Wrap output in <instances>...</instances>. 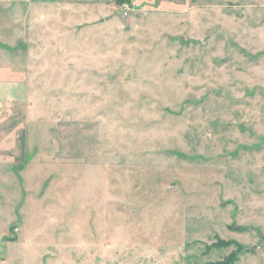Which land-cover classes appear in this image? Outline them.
Segmentation results:
<instances>
[{
	"label": "rangeland",
	"instance_id": "1",
	"mask_svg": "<svg viewBox=\"0 0 264 264\" xmlns=\"http://www.w3.org/2000/svg\"><path fill=\"white\" fill-rule=\"evenodd\" d=\"M134 1L0 0V264H264V0Z\"/></svg>",
	"mask_w": 264,
	"mask_h": 264
},
{
	"label": "trees",
	"instance_id": "2",
	"mask_svg": "<svg viewBox=\"0 0 264 264\" xmlns=\"http://www.w3.org/2000/svg\"><path fill=\"white\" fill-rule=\"evenodd\" d=\"M119 1H120L119 3L121 4L122 2L130 1V0H119ZM229 244H230V242H224V245H225L224 247H226ZM243 249H244V247H242V246L239 247L240 251ZM236 260H237V255L235 253H232L227 258H225L223 261L218 262L217 264H233Z\"/></svg>",
	"mask_w": 264,
	"mask_h": 264
},
{
	"label": "built area",
	"instance_id": "3",
	"mask_svg": "<svg viewBox=\"0 0 264 264\" xmlns=\"http://www.w3.org/2000/svg\"><path fill=\"white\" fill-rule=\"evenodd\" d=\"M136 2L134 0H130V1H125L122 4H120V7L123 11H127L130 9H134L136 8Z\"/></svg>",
	"mask_w": 264,
	"mask_h": 264
}]
</instances>
